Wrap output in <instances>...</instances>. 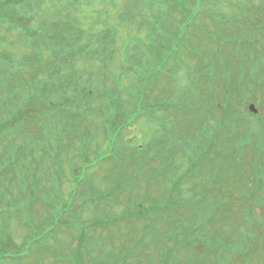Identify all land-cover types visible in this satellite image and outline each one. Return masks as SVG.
<instances>
[{
	"label": "rangeland",
	"instance_id": "rangeland-1",
	"mask_svg": "<svg viewBox=\"0 0 264 264\" xmlns=\"http://www.w3.org/2000/svg\"><path fill=\"white\" fill-rule=\"evenodd\" d=\"M181 1L192 6L191 11L184 14L181 27L190 22L197 28L196 13L199 12L208 15L212 23L224 26L252 24L255 38H261L264 11L248 9L244 0H221L214 3L215 11L203 5L201 0H139L136 21L145 22L140 30L134 19L125 20L123 16L126 0H118L116 4L108 5L116 53L114 58H108L106 71L100 55L95 58L77 55L86 48L84 37H80L77 30L84 29L92 37L93 31L102 29L97 20L103 15L96 11L100 0H92L81 8L75 7L76 0L56 3L47 0L42 9L31 8L32 0H18L17 5L22 4L24 8L18 10L20 15L10 11L3 13V18L11 16L10 20L0 18V138L9 133L5 135L13 136L19 147L15 165L11 169L9 163L1 166L0 240L5 243L10 238L12 243L10 247H2L0 264H76L74 245L78 240L72 235L84 230L80 223L74 224L79 220L86 226L93 225L84 244L89 253L83 264L107 261L119 264L132 256H136L137 260L132 261L138 264H263L264 205L253 207L257 221L251 218L248 209L246 211L248 202L233 206L235 213L232 215H227L226 205L228 199L231 200L227 194L240 192L244 184L252 189L255 174L262 175L264 183V138L261 142L258 140L264 125L245 114L238 135L233 133L232 126L225 124L224 132L229 135L227 143L239 153L215 152L196 167L201 154L193 152L195 144L215 133V121L202 120L185 98L200 63L208 64L212 57L235 62L248 60L247 57L233 48L226 35L218 36L206 29L198 30V34H186L195 44L186 46L192 50L191 54L182 51L167 57L163 53L154 61L148 52V55L140 56L139 66L125 54V45L138 41L151 49L154 45L153 38L148 36L151 26H155L157 33L163 31L153 12L165 11L172 3H179L183 11ZM69 4L74 6L70 13H62L61 7ZM71 26L79 28L72 34L77 39H71L65 29ZM58 29H64V33L52 35ZM26 56L34 62L42 59L46 65L61 64L56 73L72 75L73 81L80 85L90 79L88 74L104 69L102 76L108 86L118 84L121 88L123 85L125 91L120 93L121 98L109 92L104 79L94 76V84L87 88L95 95H106L104 98L100 95L101 101L93 99L90 107L74 109L77 117L62 121L58 126L49 121L43 127L42 138L27 139L29 134L41 132L38 122L42 110L47 109L48 114L57 119V111L62 106L52 98H59L60 92L44 98L34 95L38 74H41V87L46 80L53 84L54 73L46 65L36 72L25 61ZM67 60L73 65L66 63ZM7 64L11 67L5 68ZM261 72L264 74V69ZM136 74L151 77L148 98L159 106L154 113L142 105L125 107L127 96H142L145 91L142 84L136 83ZM12 84L20 94L15 96L14 103L8 87ZM211 85L210 76L199 80L194 87L195 93ZM60 89L68 91L65 83ZM215 89L209 90L208 102H215L213 95L222 88ZM258 90L257 98L262 100L264 81L260 82ZM69 92H73L72 86ZM204 95L200 92V99L195 101L202 104ZM123 98L125 103H122ZM248 99L251 100V96ZM8 100L14 106L7 112ZM37 100H42L48 108L36 106ZM179 101L187 111L181 117L177 116L180 119L176 123L175 110ZM64 102L67 104V99ZM259 113L264 114L261 106ZM17 114L20 122L15 118ZM261 119L264 121V116ZM190 136L191 141L187 142ZM43 146L47 147L46 152L36 155L39 153L36 148ZM1 149L0 144V157ZM87 155L89 160L85 161ZM230 175L234 177L227 181ZM179 178L183 179L177 181ZM16 186L18 191L12 199V188ZM175 186L182 188L181 194L172 190ZM179 196L185 201L176 202ZM65 204L69 205L63 213L70 219L69 230L61 222ZM172 204V215L169 216L166 209ZM184 212L194 215V222L203 226L198 231L191 230L195 235L188 236L177 230L178 216ZM57 223L63 229L55 232L53 227ZM226 247L238 250L239 253H234L235 262L228 257Z\"/></svg>",
	"mask_w": 264,
	"mask_h": 264
},
{
	"label": "trees",
	"instance_id": "trees-1",
	"mask_svg": "<svg viewBox=\"0 0 264 264\" xmlns=\"http://www.w3.org/2000/svg\"><path fill=\"white\" fill-rule=\"evenodd\" d=\"M16 0H1V2L3 3V5L5 6H9V4H11L12 2H14ZM158 2H164L165 0H157ZM193 1V0H192ZM221 0H201V3L203 5H208L209 8H211L212 10L215 11L214 9V3H219ZM196 2V1H195ZM139 5V3H138ZM140 6V5H139ZM181 6H184V10L182 11L179 7L180 4L179 3H172V5H169V7H167V10L165 11H160V10H155L153 12L156 23L159 22V25L163 28L162 32L157 33V31H155V26H151V34L148 35L149 37L153 38V47L150 49L148 46H146L145 43V47H143V42L142 41H138L135 44H126V52L125 54L129 55L135 63L138 64L139 58L140 56L142 57V51L140 49L141 45H142V49L143 52L146 56V54L148 52H150L151 57H153L154 61L156 60V58L159 55H162L163 53H165V55L167 57L171 56H175L176 55V51L177 49L175 48L176 43L179 42L183 48L182 50L185 51L187 47H189V44H194L192 42V40L188 38L189 43H185L184 40L181 39L179 34L182 35H186L188 34V36H190L191 33H196L198 34L200 31L198 30H209V31H213L210 33H214L218 36H223L226 35L229 38V41L233 44V48L235 50H238L240 53L245 54V57H247L248 60H240V61H233L231 59L225 60V61H218L216 59V57H212V60L210 63L206 64V63H201L200 68L202 69L201 71H199L197 74L201 75V77H197V82L199 80L202 79H206L205 76H203L204 72H203V66L205 69H217L218 67H231L234 66V68L236 69V72L230 73V77L227 76L226 79L223 80V86L222 89L220 91L217 90V93H220L217 97L218 99H215L216 101H218V105L216 106V109H218V112L220 113V111H224L223 115L221 116V118L218 121V129L217 132H219L221 130L222 133H224V125H230L233 128V131L237 130L240 126V122L243 120H241V114H242V109L241 105L242 103H246V100L248 98V96L252 95L254 93L253 90H255V88H257L259 86V80H261L264 77V74L261 72L262 69H264V45L262 42V39L264 38V28L261 31V38L256 39V31L254 29V27H250V26H246L243 27V24H235V25H223V24H217V23H212L211 21L208 20V15H203L202 13L197 12L196 13V18H197V28L192 27V24H190V22H185V24L182 26L183 24V20H184V14L186 12H190L191 11V7L192 6H187L185 5L184 1H181ZM125 8L130 11L128 14H125L123 12V16L127 17V19L129 18V20L134 19L136 21V16L134 15L135 12L138 11V7L136 5H130L128 4L127 6H125ZM251 8H254V6H251ZM249 8V9H251ZM139 13V12H138ZM137 13V15H138ZM130 16V17H129ZM200 23V24H199ZM105 24H111L107 21H105ZM137 26H140L142 24H145L144 20H142V23H139L136 21ZM2 25V24H0ZM158 25V24H157ZM113 29V25H110L108 27L107 33L106 34H113L111 32H109V30ZM176 32V33H174ZM198 32V33H197ZM178 34L179 38L176 37L174 38V34ZM187 36V35H186ZM167 38L169 39L167 42ZM212 38V36H211ZM166 42H167V50H166ZM109 41H103L102 46L106 47V45H109ZM191 50V49H190ZM192 51V50H191ZM102 53L105 52L104 49L101 50ZM148 55V54H147ZM27 58V56L25 57ZM66 63L72 65L70 62L66 61ZM46 65L45 63H41V66ZM52 63L47 64L46 66H50ZM54 64V63H53ZM148 62H145V65H147ZM40 66V67H41ZM132 66H130L131 68ZM66 76V75H65ZM69 75L66 76V80H68ZM72 79L73 76L71 75ZM233 77V79H232ZM254 79V83L250 82L248 85V81ZM241 81L244 83V85H241ZM219 84L217 82H215L214 87L211 86L210 89L214 88L215 86ZM248 85L247 90L243 89ZM209 89V90H210ZM252 89V90H251ZM206 91V89H204ZM255 100H258L256 98H254ZM261 101V100H260ZM258 102V101H257ZM261 102L264 103V100H262ZM211 105H214V103H212ZM229 110V111H228ZM241 120V121H240ZM258 121L261 122V120L259 119ZM238 135L241 134V130H239L237 132ZM264 134V131L262 133V135ZM229 138V137H228ZM228 138L221 140L219 143H209L208 147L206 149L207 152L214 150L215 146H217L219 144L220 146V150H226L228 149L227 145H228ZM230 146V145H228ZM232 148V147H231ZM218 149H216L215 151H217ZM231 150H235L234 148H232ZM239 153L238 151H233V152H227L226 154H231V153ZM211 153V152H210ZM209 153V154H210ZM220 153V152H219ZM223 154V153H220ZM211 155H209L210 157ZM61 222L62 224H68V222H65L62 218H61ZM178 227L177 230H179L180 228H182L183 226V222H182V216H178ZM56 227L62 226L60 223H57L55 225ZM54 228V227H53ZM82 245V240L80 242V246ZM84 256V252L80 251L78 249L75 250L74 253V257L76 259V264H83V257Z\"/></svg>",
	"mask_w": 264,
	"mask_h": 264
},
{
	"label": "water",
	"instance_id": "water-1",
	"mask_svg": "<svg viewBox=\"0 0 264 264\" xmlns=\"http://www.w3.org/2000/svg\"><path fill=\"white\" fill-rule=\"evenodd\" d=\"M251 107H253V105H252ZM253 108H254V107H253Z\"/></svg>",
	"mask_w": 264,
	"mask_h": 264
}]
</instances>
